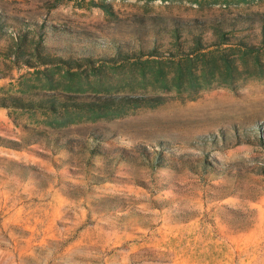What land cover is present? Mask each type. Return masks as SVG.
Segmentation results:
<instances>
[{
  "label": "rangeland",
  "instance_id": "1",
  "mask_svg": "<svg viewBox=\"0 0 264 264\" xmlns=\"http://www.w3.org/2000/svg\"><path fill=\"white\" fill-rule=\"evenodd\" d=\"M104 1L114 15L89 0H0V9L85 30L98 43L132 39L136 14L189 19L264 12V0ZM224 49L189 61L95 60L70 72L54 65L16 67L0 57V96H158L58 113L0 104V137L60 126L78 144L79 131L95 124L112 130L101 146L131 155L106 165L107 155L88 159L86 151L54 152L38 141L21 148L0 143V264H264V149L244 139L224 145L219 138L220 132L232 136L233 126L264 127V65L258 71L250 57L228 73L219 56ZM212 135L217 143L203 150L189 141ZM158 140L166 151L151 167L138 148L152 154ZM204 156L212 163L202 170Z\"/></svg>",
  "mask_w": 264,
  "mask_h": 264
},
{
  "label": "trees",
  "instance_id": "2",
  "mask_svg": "<svg viewBox=\"0 0 264 264\" xmlns=\"http://www.w3.org/2000/svg\"><path fill=\"white\" fill-rule=\"evenodd\" d=\"M89 1L93 5L99 6L107 14L114 15L108 2L104 0ZM133 20L130 31L132 39H115L107 43H98L85 30L8 14L0 9V57L16 67L54 65L62 66L70 72L85 65H93L95 60H110L112 58L157 56L177 61H189L196 55H204L215 48L224 47L225 49L220 52L219 56L228 73L233 71L240 61L244 64L247 63V59L250 57L258 71L264 65L261 58L264 55V12L262 11L229 10L208 17L193 16L189 19L158 14L146 16L136 14ZM157 98L158 96L155 95L143 94L32 91L26 94L0 96V104L58 113L79 109L92 111L114 109ZM111 134L112 130L108 127L93 124L79 131L78 135L81 136V141L76 144L78 138L60 126L29 127L19 139L0 137V143L13 148H21L38 141L54 152L60 149L69 153H74L77 150H81L82 153L86 151L88 159L95 155H107L104 158L106 165L113 161V164L127 162L131 155L123 147L108 148L99 144ZM219 138L224 145H228L230 141L237 143L244 139L247 142H254L264 149V127L257 124L243 125L240 128L233 126L232 136H226L220 132ZM189 141L194 147L203 150L205 147L217 143V138L212 135L196 137ZM153 145L151 147L152 154L144 145H140L138 148L143 161L151 167L160 164L161 153L166 151L162 141L158 140L156 145ZM101 147L110 149L111 153L108 151L104 153ZM199 162L202 170L212 163L205 156L201 157ZM262 173L264 174V163ZM102 179L101 175H97L94 181L99 182Z\"/></svg>",
  "mask_w": 264,
  "mask_h": 264
}]
</instances>
